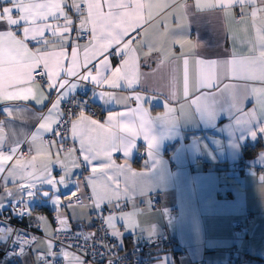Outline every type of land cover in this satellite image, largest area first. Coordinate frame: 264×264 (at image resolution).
Returning a JSON list of instances; mask_svg holds the SVG:
<instances>
[{
	"label": "crops",
	"instance_id": "1",
	"mask_svg": "<svg viewBox=\"0 0 264 264\" xmlns=\"http://www.w3.org/2000/svg\"><path fill=\"white\" fill-rule=\"evenodd\" d=\"M75 25L91 38L72 39ZM79 87L99 116L75 119L69 148L47 143ZM241 157L243 172L232 167ZM16 166L51 191L32 205L58 222L7 264H52L55 232L88 226L95 209L123 245L176 238L151 264H230L235 245L264 264V0H0V192ZM246 212L255 220L242 234Z\"/></svg>",
	"mask_w": 264,
	"mask_h": 264
},
{
	"label": "built area",
	"instance_id": "2",
	"mask_svg": "<svg viewBox=\"0 0 264 264\" xmlns=\"http://www.w3.org/2000/svg\"><path fill=\"white\" fill-rule=\"evenodd\" d=\"M84 10V5L74 8L73 19L77 21L80 13ZM71 36L76 41H87L91 38V29L89 26L75 25ZM36 78L42 84L48 82L47 75L42 68L36 72ZM50 95L51 98H54L58 94L52 91ZM83 113L94 117L99 116V111L89 98L87 89L79 87L69 98L62 100L57 127L46 134V142L55 140L69 148L73 144L74 121ZM28 152L25 141L19 147L16 156L25 157ZM143 156L144 151L139 150L137 159ZM232 167L242 172L249 169L245 157H241L233 163ZM82 172L85 179L86 172L84 169ZM71 200L76 204L84 202L79 194L73 195ZM152 204L156 208L159 207L157 199H154ZM177 213V209L174 208L173 219ZM45 214L41 206L29 205L25 199L10 201L4 206H0V264H7L11 258H19L39 237H45L39 220H37ZM53 219L55 220V216ZM254 220L255 215L252 212H246L244 220L235 223V229L242 234H248ZM55 222L58 221L55 220ZM51 240L53 248L49 252L47 260L52 264H65L63 253L66 249L79 253L87 264H151L154 251L172 247L176 243V238L170 236L168 232H164L160 236L136 240L128 246L123 245L118 237L110 233L106 212L97 209L92 212L88 226L58 230ZM248 260L249 256L243 251L241 245L232 247L228 256L230 264H246Z\"/></svg>",
	"mask_w": 264,
	"mask_h": 264
},
{
	"label": "rangeland",
	"instance_id": "3",
	"mask_svg": "<svg viewBox=\"0 0 264 264\" xmlns=\"http://www.w3.org/2000/svg\"><path fill=\"white\" fill-rule=\"evenodd\" d=\"M15 170H10L6 178L2 182L1 192H0V205L3 201L8 199V193L10 192V199H25L29 205L34 204L35 202L45 203L48 202L47 199H43L37 195L35 188L31 185L34 182V178L31 174L29 168L24 167H14ZM22 179V180H20ZM52 185H55L54 182H51ZM55 189V188H54ZM58 198V191L55 189L54 196L52 200ZM78 211V210H77ZM80 215L85 217L86 212L83 213L78 211ZM41 226L45 234L50 230L54 229V223L52 218L49 215L42 217Z\"/></svg>",
	"mask_w": 264,
	"mask_h": 264
},
{
	"label": "water",
	"instance_id": "4",
	"mask_svg": "<svg viewBox=\"0 0 264 264\" xmlns=\"http://www.w3.org/2000/svg\"><path fill=\"white\" fill-rule=\"evenodd\" d=\"M36 193L43 199H47L51 196V191L49 190H37Z\"/></svg>",
	"mask_w": 264,
	"mask_h": 264
},
{
	"label": "trees",
	"instance_id": "5",
	"mask_svg": "<svg viewBox=\"0 0 264 264\" xmlns=\"http://www.w3.org/2000/svg\"><path fill=\"white\" fill-rule=\"evenodd\" d=\"M42 210H43V212H45L47 215H49L53 219L54 215H53V212L51 210L47 209L46 207H42ZM37 220H38V218H37Z\"/></svg>",
	"mask_w": 264,
	"mask_h": 264
}]
</instances>
